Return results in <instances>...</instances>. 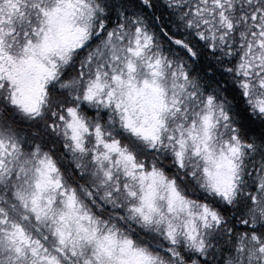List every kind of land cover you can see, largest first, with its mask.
<instances>
[{"label":"snow or ice","instance_id":"1","mask_svg":"<svg viewBox=\"0 0 264 264\" xmlns=\"http://www.w3.org/2000/svg\"><path fill=\"white\" fill-rule=\"evenodd\" d=\"M0 264H264V0H0Z\"/></svg>","mask_w":264,"mask_h":264}]
</instances>
